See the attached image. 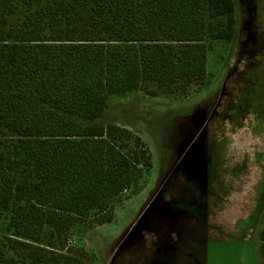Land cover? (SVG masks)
<instances>
[{"label":"trees","instance_id":"trees-1","mask_svg":"<svg viewBox=\"0 0 264 264\" xmlns=\"http://www.w3.org/2000/svg\"><path fill=\"white\" fill-rule=\"evenodd\" d=\"M3 12L0 264H84L64 249L73 226L112 222L153 165L137 131L98 121L110 97L150 82L176 97L200 90L212 42L237 33V4L0 0Z\"/></svg>","mask_w":264,"mask_h":264},{"label":"rangeland","instance_id":"rangeland-1","mask_svg":"<svg viewBox=\"0 0 264 264\" xmlns=\"http://www.w3.org/2000/svg\"><path fill=\"white\" fill-rule=\"evenodd\" d=\"M235 1L237 33L212 42L204 87L110 97L98 121L137 131L153 165L112 222L73 226L64 249L84 264H264V0Z\"/></svg>","mask_w":264,"mask_h":264}]
</instances>
